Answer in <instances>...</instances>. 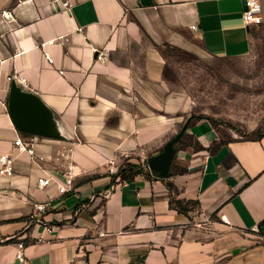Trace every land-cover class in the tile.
I'll return each instance as SVG.
<instances>
[{"label": "crops", "instance_id": "obj_1", "mask_svg": "<svg viewBox=\"0 0 264 264\" xmlns=\"http://www.w3.org/2000/svg\"><path fill=\"white\" fill-rule=\"evenodd\" d=\"M241 1L0 0V156L13 168L0 172V264H264V135L223 139L204 117L166 176L145 168L193 107L161 46L247 55ZM31 137L33 155L14 147ZM124 159L144 172L113 177Z\"/></svg>", "mask_w": 264, "mask_h": 264}, {"label": "rangeland", "instance_id": "obj_2", "mask_svg": "<svg viewBox=\"0 0 264 264\" xmlns=\"http://www.w3.org/2000/svg\"><path fill=\"white\" fill-rule=\"evenodd\" d=\"M258 2L261 11L253 26L251 51L245 56L215 58L161 46L170 81L193 100L190 115L209 118L223 139L264 133V0ZM182 141L193 145L188 133ZM182 206L192 215L198 209L191 202Z\"/></svg>", "mask_w": 264, "mask_h": 264}, {"label": "built area", "instance_id": "obj_3", "mask_svg": "<svg viewBox=\"0 0 264 264\" xmlns=\"http://www.w3.org/2000/svg\"><path fill=\"white\" fill-rule=\"evenodd\" d=\"M259 0H245V5L246 9L243 11V20L245 23H250L256 21L260 11H261V3L258 2ZM6 80L14 83H19L22 86H26V78L22 75H19L17 73H11L6 76ZM1 101V99H0ZM14 147H16L18 150H21L23 152L28 153L29 155L34 154V138H28L26 140H23L21 138H16L13 141ZM118 165L114 164L113 162L110 161V165L108 166V171L112 174H115L118 170ZM145 168L147 169L148 172H151L150 169L148 168V165L145 164ZM12 160L7 154H3L0 156V172L5 173V174H11L12 173ZM51 178L50 177H44V176H39L36 180L37 187L43 188L46 185L50 183ZM71 179L67 178L66 184H70ZM67 188L66 186L62 185L59 186V192H64L66 191ZM38 210H43L44 206L39 205L37 206ZM21 246V245H20ZM21 252L19 251L17 254V257H20Z\"/></svg>", "mask_w": 264, "mask_h": 264}, {"label": "water", "instance_id": "obj_4", "mask_svg": "<svg viewBox=\"0 0 264 264\" xmlns=\"http://www.w3.org/2000/svg\"><path fill=\"white\" fill-rule=\"evenodd\" d=\"M242 8L245 10V0H242ZM186 129V123H184L181 128L172 136L169 140L165 142L161 151L147 160L148 168L151 172L156 173L160 177L167 175L169 169V163L172 159L174 153V145L180 139L183 131Z\"/></svg>", "mask_w": 264, "mask_h": 264}, {"label": "trees", "instance_id": "obj_5", "mask_svg": "<svg viewBox=\"0 0 264 264\" xmlns=\"http://www.w3.org/2000/svg\"><path fill=\"white\" fill-rule=\"evenodd\" d=\"M201 118H204V117L203 116H200V115H190L187 118V120H186V129L191 124H193L195 121H197V120H199ZM186 129H185V131H186ZM186 135H187V133L183 131V134H182V136L180 137L179 140H181ZM263 135H264V133H262V134H255L254 136H251L249 138H259L260 136H263ZM139 172H144V168L140 164H136V163L129 162V161H124V163L121 164L118 167L117 172L115 174H113V177L118 176L119 179L125 180V179L132 178L135 174H137ZM166 184H167V186H168L169 189H171V190L174 189V186H173L172 183L167 182ZM186 202L187 203L191 202V203H194V204H198V201H196V200H188ZM181 204H182V202L180 200H177V202H176L177 209L176 210H178V211H180L182 213H185L186 208L183 207ZM170 205H171V200H170Z\"/></svg>", "mask_w": 264, "mask_h": 264}]
</instances>
